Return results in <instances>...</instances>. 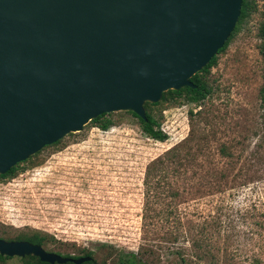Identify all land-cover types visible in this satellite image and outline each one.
Returning a JSON list of instances; mask_svg holds the SVG:
<instances>
[{
  "label": "rangeland",
  "instance_id": "1",
  "mask_svg": "<svg viewBox=\"0 0 264 264\" xmlns=\"http://www.w3.org/2000/svg\"><path fill=\"white\" fill-rule=\"evenodd\" d=\"M263 3L257 0L259 10ZM258 22L257 12L218 55L208 74L213 92L199 106L170 101L156 108L166 140L147 137L136 118L123 114L106 131L87 123L42 149L36 165L25 164L13 178L0 180V238L37 230L48 234L45 250L91 251L98 262L120 249L138 253L149 264H264ZM191 128L198 137L205 135L202 144L209 149L184 174L171 166L160 181L162 201L155 204L163 209L143 224L146 166ZM220 144L230 155L218 153ZM169 203L171 214L165 209ZM6 264L24 263L14 256Z\"/></svg>",
  "mask_w": 264,
  "mask_h": 264
},
{
  "label": "water",
  "instance_id": "2",
  "mask_svg": "<svg viewBox=\"0 0 264 264\" xmlns=\"http://www.w3.org/2000/svg\"><path fill=\"white\" fill-rule=\"evenodd\" d=\"M242 0H0V174L104 113L194 87ZM0 254L82 264L27 240Z\"/></svg>",
  "mask_w": 264,
  "mask_h": 264
},
{
  "label": "trees",
  "instance_id": "3",
  "mask_svg": "<svg viewBox=\"0 0 264 264\" xmlns=\"http://www.w3.org/2000/svg\"><path fill=\"white\" fill-rule=\"evenodd\" d=\"M259 13V22L257 26V37L259 39V43L257 45L258 52L262 61V82L259 87V98L261 102L264 104V3L262 9L259 10L257 0H242L240 15L238 21L235 25L233 32L230 34L228 40L225 42L224 46L218 50L217 54L210 60V62L203 67L200 71L195 73L190 80L194 83V87H182L178 90H167L162 93V97L160 101L156 103L145 102L144 108L146 111V119H142L131 111L127 112H117V113H104L96 118H93L88 123H91L93 126L99 128L100 130L106 131L115 125L117 119H120L121 115L128 114L138 120L139 126L142 132L149 138L164 141L167 138V133L164 132L161 128L160 119L157 115L156 108L159 105L166 104L168 102L174 103H190L195 106H199L208 96H210L213 92L212 84L208 79V74L210 72V68L217 64L218 55L226 49L229 45L232 38L236 33L240 30V27L243 23H245L252 14ZM194 108H189L188 115L189 118L192 119L195 116L193 112ZM117 118H115L116 115ZM74 133H69L67 135H72ZM66 135V136H67ZM65 137V136H64ZM61 138L54 142L53 144L46 145L42 149L55 146L62 142L64 139ZM205 135H199L195 133V130L191 128L189 130V134L183 138L180 142L173 145L163 152L162 155L152 159L146 166L144 178H143V197H144V207H143V224H146V220L149 218H153L156 215L159 216L163 207L155 208V204H159L162 200L163 191L159 190L160 181L164 179L167 175H169V170L173 164L178 166V172L182 171L183 174L188 169V165L195 161L198 154L205 155L206 151L209 149L207 145H203L202 143L206 142ZM198 143L197 147L193 149L192 144ZM41 149V150H42ZM40 150V151H41ZM37 152L34 155L30 156L26 160L17 163L12 166L6 173L0 174V180L6 178H13L20 171L25 169V166H33L36 165L34 158L38 155ZM218 153L222 156L230 155L228 148L225 144H220L217 149ZM214 172L217 173V169L214 168ZM209 173V170L206 171ZM214 174V173H213ZM219 175L221 177H225V172L220 171ZM217 186L223 185L222 183H217ZM176 195V192L171 193V196ZM166 211L168 214L172 213L171 203L167 204ZM145 221V223H144ZM48 234H41L40 231L32 230L29 232H19L12 237L5 238V240H27L31 243L43 245L47 242ZM65 257L70 258H79L83 256H89L91 259L89 261L83 262L82 264H149L146 261H143L138 257V253L134 251H124V250H114L111 254L110 260L104 259L98 262L93 256L91 251H84V253L79 255H70L65 254ZM12 257L1 255L0 254V264H6L8 259ZM24 264H50L48 262L41 261L37 256L34 255H25L23 257H19ZM185 261V259H183ZM186 262V261H185ZM183 264H187V263ZM57 264V263H54ZM64 264H74L71 261H67Z\"/></svg>",
  "mask_w": 264,
  "mask_h": 264
}]
</instances>
